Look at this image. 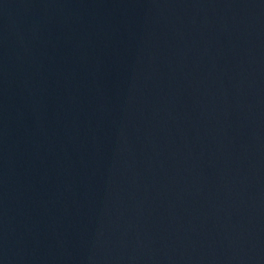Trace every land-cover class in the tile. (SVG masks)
Returning <instances> with one entry per match:
<instances>
[{"label": "water", "instance_id": "1", "mask_svg": "<svg viewBox=\"0 0 264 264\" xmlns=\"http://www.w3.org/2000/svg\"><path fill=\"white\" fill-rule=\"evenodd\" d=\"M0 264H264V0H0Z\"/></svg>", "mask_w": 264, "mask_h": 264}]
</instances>
